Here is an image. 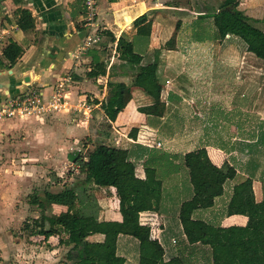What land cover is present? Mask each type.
<instances>
[{"label": "crops", "instance_id": "crops-1", "mask_svg": "<svg viewBox=\"0 0 264 264\" xmlns=\"http://www.w3.org/2000/svg\"><path fill=\"white\" fill-rule=\"evenodd\" d=\"M81 5L82 0H23L21 4H15L13 0L3 2L0 8V31L13 25L9 31L8 39L21 44L24 47V52L10 68L0 67V88L2 89L0 97L7 94L8 89L16 90L20 82H24V75L30 70L36 75V81H34L36 86L33 87L40 88L46 96L52 93L59 80L66 79L67 96L71 103L88 98L99 100L90 121L101 123L105 116L101 103L108 94V83L128 81L129 78L120 74L121 68L117 69L119 74L100 76L97 79L88 78L87 72L91 69L93 54L77 50L88 33V29L84 27ZM183 5L184 0H99L97 23L102 40L98 43L99 45L93 48L102 52L99 54L101 58L108 60V67L112 64L120 65L126 60L123 45L118 46L123 33L135 41V50L145 56L144 63L153 61L156 49L161 48L174 34L176 35V43H174L176 46L173 49H163L159 58L156 81L160 87L159 98L156 99L146 90V87L152 86L149 79H139L138 84L132 88V99L112 122L110 136L103 137L100 130H96L95 133L96 140L99 138V141L130 151L131 160L136 163L138 177L145 178L146 171L150 168L155 171L156 178L162 181L163 197L160 207L156 210L141 212L140 218L142 223L152 225L154 235L165 244L166 260L174 255H179L187 258L188 264H200V262L208 264L207 258L202 253L198 258L193 256V253L196 252L192 245L184 242L183 235H169L177 230L179 232L177 229L179 222L176 218L179 208L184 200L192 196L193 192L189 172L184 164V155L190 151L206 148L214 164L222 166L225 162H229L238 171L235 179L225 183L224 194L216 197L214 205L195 210L193 217L224 227L246 225L248 217L241 214L228 215L227 206L233 195L234 186L249 177L253 178L256 200L261 201L264 197V79L263 69L256 62V60L259 62L264 60L258 59L254 56L255 54L252 55L253 53L246 51L245 48L237 53L239 57L237 60L231 61L232 59H230L227 62V67L232 68L235 74L233 82L237 88L234 91L228 90L223 93L211 91L210 87L214 83L211 80L201 83L200 93L195 91L198 81L195 82L193 75L189 77L185 75L187 71L192 70L190 69L192 64L190 63L191 66H188L182 64L180 60L182 54L188 52L191 47L184 49L181 46L184 45L182 41L188 28L191 33L190 36L187 34L186 38L190 37L187 40L193 44L195 38L193 30H197V28L193 29V26L199 21L209 19V14H205L206 12L202 10L196 17H189V15V19L183 21L186 11ZM20 7L28 9L32 13L35 19L34 29L25 31L19 27L20 15L16 13V9ZM144 14L153 20L152 33L148 43L144 36L136 35V29L133 28V21ZM179 21L182 26L175 32ZM108 33L115 35L114 42ZM233 37L238 39L236 36ZM206 45L209 44L199 42L198 50L211 48V46L204 47ZM226 48L232 51L236 49L229 45ZM103 49H106L107 52H103ZM0 52L2 53L0 59L5 65L8 60L3 56V49ZM248 53L249 58H255V62H252L254 67L247 63L246 54ZM10 69H12V73L9 72ZM6 70L7 72H5ZM202 93L206 95L203 98L199 97V94ZM252 100H255L253 104H251ZM188 106L191 107V110ZM50 116L57 119L70 118L69 122H76L81 126L77 116L71 112L0 120V122L13 121V123L28 121L25 129L30 135L27 140H30L31 144L28 146L26 143H22L26 146L21 145L17 151H29V154H24L31 155L27 159H23L22 162L30 160L32 163L30 166L34 170L30 172L28 179L30 184L36 188L34 198L38 199L39 197L40 201H45V190L58 192L55 191V186L49 185L50 183L42 189L43 182L51 180L54 184V180H61L60 177L64 178L63 173H66L68 165L72 164L71 166L77 168V177L79 180L81 179L79 164L76 160H71V155L63 168L52 171V175L46 177L45 180H42L45 174L39 179V153L43 149L45 150V147L39 146L36 137L46 136L44 132L47 129L45 131L40 129V125L46 123ZM90 121H83V129L69 126L66 136L70 137L72 132L75 135L77 130L87 134V125L85 124L89 125ZM133 129L138 130L134 132ZM43 141L47 144L45 139ZM78 141L79 138H76L73 143L71 140L69 142L67 140V143L60 141V145L62 144V147L67 149L73 148V145L77 144L79 148ZM53 142H55L53 139L48 141L50 144ZM158 142L162 144L160 147L157 146ZM78 150L79 153L76 155L80 156L82 148ZM15 162L18 163V166H11V169L15 168V173H18L12 175L11 182L15 183L13 195L8 196L6 191L8 178L11 176L0 173V191L1 185L6 186L0 192V217L2 219L11 216L8 215L9 212L5 209L7 207L4 204L7 203L8 197L11 198L13 207L28 205L23 200L29 193H23L25 186L21 181L24 178V172L19 167L21 161L16 160ZM241 162L244 163L241 164ZM17 167L20 168L18 171ZM91 193H93V201H96L100 207L101 220L121 221L123 219L120 200L114 187L95 186ZM62 210H64L63 206L48 202L44 203V209L39 207L38 211L33 213V221L27 225L26 229H30V237L27 241L22 237H15V232L8 231L0 223L2 264H74L67 255L70 246L60 242L61 239L64 242L68 241L67 232H62L61 236L48 237L35 233V230L41 229L36 226V221H40V216L43 213L49 217H56ZM22 212H24V208L10 209L12 216L17 217ZM47 227H49L48 224ZM103 238V235L96 234L90 236L89 239L102 241ZM119 246L126 250L133 249L135 243L133 240L121 236ZM126 259L125 264H140L138 253L137 255L135 253L131 260Z\"/></svg>", "mask_w": 264, "mask_h": 264}, {"label": "trees", "instance_id": "trees-1", "mask_svg": "<svg viewBox=\"0 0 264 264\" xmlns=\"http://www.w3.org/2000/svg\"><path fill=\"white\" fill-rule=\"evenodd\" d=\"M239 6L240 0H222L216 11L205 14L214 17L221 39L229 34L237 36L245 42L247 51L264 60V29L254 25L252 17ZM81 8L84 16V0ZM20 12L22 16L18 20L19 27L25 31L34 29L35 19L32 13L28 9H20ZM152 26L153 20L147 14L133 21L135 34L144 36L147 43ZM178 26L179 23L177 28ZM108 35L112 37V42L116 40L114 34ZM175 37L174 34L165 45L156 49L154 60L147 63H144L145 56L135 50V41L125 33L121 35L118 45H123L126 55L122 64L108 67V60L99 57V54L93 55L91 69L87 72L88 78L119 74V68L122 69L120 74L129 78L128 81L108 83V94L101 103L105 114L101 120L103 128H100L103 137L110 136L112 122L132 99V88L138 84L139 79H149L152 86L146 87V90L156 99L159 98L160 87L156 84L159 58L163 49L174 48ZM23 52L24 47L10 39L3 48V56L8 63L4 65L0 59V67L10 68ZM103 52L107 50L103 49ZM137 130L133 129L134 132ZM71 159L79 164L80 182L68 185L58 192L44 191L45 201H39L40 208L44 209V203L48 202L61 205L64 210L56 217L43 213L40 221H36V226L41 228L34 231L36 234L48 237L61 236L62 232H67L68 241L64 242L60 238V242L70 246L67 255L74 264H125L127 259L120 254L121 236H128L138 242L140 264L189 263L187 258L179 255L166 260L167 249L164 243L154 235L152 225L141 222V212L156 210L162 202L163 183L156 178L153 169H147L145 178L138 177L136 163L131 160L130 151L104 141H99L83 156L71 155ZM184 164L189 172L193 192L179 208L176 217L179 232L177 230L173 233L183 235L184 242L192 245L196 252L193 256L198 258L202 253L208 264H264V197L261 201L256 200L253 178L249 177L234 186L227 206L228 215H245L248 217L247 224L228 227L214 225L194 218L193 213L197 209L212 207L216 197L224 194L225 183L235 179L238 171L229 162L222 166L214 164L206 148L186 153ZM95 186L114 187L121 204V221L100 219V207L90 196ZM96 234L103 235V240L89 239Z\"/></svg>", "mask_w": 264, "mask_h": 264}, {"label": "rangeland", "instance_id": "rangeland-1", "mask_svg": "<svg viewBox=\"0 0 264 264\" xmlns=\"http://www.w3.org/2000/svg\"><path fill=\"white\" fill-rule=\"evenodd\" d=\"M221 2L222 0H184L183 6L184 8H186L185 9L186 14L184 13L185 16H183V21L184 19H187L189 15H190L189 17H196L198 14H200L199 12H202V10L208 13L214 10L216 11ZM239 7L248 16L252 17L251 21L254 25L264 29V0H240ZM203 18H205V16ZM180 23L181 21H179V24ZM181 26H178L177 28V25H176L175 32L180 30ZM189 27L191 28V26ZM193 27H192L193 29L197 28L196 31L193 30L194 37H195L193 44H191V42L187 40L190 37L186 38V35L188 34V36H190L189 34L191 33V30L188 28L186 31L187 34H184L185 37H184V40L182 41L184 45L181 47L184 49H187V47L188 48L191 47V48L188 49V52H185L184 54H182V57L180 58V60L182 64H186L188 66H191L190 63L192 64V68H190L192 70L187 71L185 75L187 77L193 75L195 78V82L198 81L197 83L198 87L195 91L197 92L199 91L200 93L201 86H202L201 83L205 82L206 80L214 81L213 85L210 87L211 91L220 92V93L226 92L228 90L234 91L237 88L233 82V80H235L234 79L235 74L232 68L227 67V62L230 59H232L231 61L237 60L239 58L237 53L241 52L245 48L247 51L245 42L237 36L236 37L238 39H236L235 37H233L234 35H227V37L223 40L227 41L228 43L224 42L220 38L219 29L215 22V19L214 17H211V16L207 20H204L202 22L201 21L197 22L196 25ZM7 40L9 41V39ZM199 42H207V44H209L208 46H211V48L210 49L203 48L202 50H198ZM174 43H176V40L173 42V44ZM188 44H191V45H188ZM97 45L99 44L97 43L93 47H96ZM228 45L231 47H235L236 48L235 51H232L226 48L228 47ZM208 46L206 45L204 47H208ZM3 47H4V44L3 43L0 44V51H2ZM93 47L87 49V53H89L90 55L92 54L94 55V54H99V52H101L99 49H95ZM1 54L2 53L0 52V55ZM246 55H247V63L250 64L252 67H254L253 65L254 63L252 64V62H255L254 61L255 58L254 57L249 58L250 56L249 53ZM99 57H101L100 54H99ZM256 62L259 63V65L263 69L262 74H263V79H264V61L259 62L256 60ZM195 66H198V67L195 68ZM205 96L206 95H203V93L199 94V97L203 98ZM263 97H264V93H263ZM254 101L255 100H252L251 104H253ZM188 107L191 110V107L190 106ZM69 120L70 118H67V119L58 118L57 119V118H54V116H50L48 117V120L46 123L44 124L40 123L41 124L40 129H44V131L46 129L47 130L44 132L46 136L36 137L39 141L38 143L39 146L45 147V150L43 149L39 153V159H38L39 166H40V168L38 169L39 179H41L42 175L45 174V177L42 178V180H45L46 177L52 175V171L54 172L55 170L57 171L63 168L65 163L68 161L69 155H73L77 157L76 154L79 153V150H78L79 148H82L81 150L82 152H80V154L83 156L87 153L88 150L93 149L94 146L98 144L99 138L96 140L95 132L96 130H100V128H103L102 123L96 122V121H90L89 125L85 124L87 125L86 127L87 130L85 128V130L87 131L86 132L87 134L83 132H79L77 130L75 132L76 133L75 135H74V132H72L70 137H67L66 132L68 131L67 129L69 126L77 127V129H83L82 121L78 120L79 124H81V126H79L76 122L72 123V122H69ZM27 122L28 121H19V122L15 121L14 123L13 121L0 122V161H1L0 162V173L2 172L1 175L6 174V176H9V175L11 176L10 178H8V185H7L8 189L6 190L8 192V196L13 195L14 194L13 192L15 191L14 189L15 183L11 181L13 180L12 175L18 174V173H15V168L11 169V166H15V165L18 166V163L15 162L16 160L21 161L20 162L21 165H19V167H21V170L24 172L23 173L24 178L21 179L20 177L21 181L24 183V186H25V189H23V193H29L28 195L25 196V199H23L26 203H28L27 205L28 208L26 205H24L23 207H20V206L13 207L11 198L8 197V199L6 200L7 203H4V204L7 207L5 209L9 212L8 215H11V216H9L7 219H2V217H0V223L5 229L7 228L8 231L15 232L14 233L15 237H18V236L22 237L25 241L29 240V237H30L29 235L30 229L28 230L26 229L28 228L27 225L31 224V222L34 219L33 213L37 212L40 207L38 204V202L40 201V198L39 197L38 199L34 198V191L36 190V188L32 184H30V181L28 179L29 178L28 176H30V172L34 170L30 166L32 165V163L30 160H28V162H22L23 159H27L31 155H26V154H29V151H25V150H23L24 152L17 151V148H21V145L26 146L25 144H22V143H26L28 146L31 144L30 140H27V137H30V135L27 134V129H25ZM42 138L46 140L47 144L44 143ZM63 138L64 140H62ZM76 138H79V141L77 142L79 144L78 145L79 148L77 147V144H74L73 148H67V149H64L62 147L63 146L62 144L60 145V141L67 143V140L68 142L71 140V142L73 143V141ZM52 139L55 142L51 144L48 143V141H51ZM20 154H21V157H20ZM243 163L244 162H241V164ZM71 165L72 164H70V166L68 165V168L66 169V173H63L64 178L60 177L61 180H54L55 181L54 184L53 182H51V180L45 183L43 182L42 189H44V187L46 188V185H48V183H50L49 185L55 186V191L64 189V187L68 186L67 184H70L69 186L78 184L80 180L77 177L78 175V172L76 171L77 168ZM18 169L20 168L17 167L16 170L18 171ZM1 187H2L1 188V191H2V189H5L6 186L1 185ZM90 196L92 198L93 193H91ZM8 207H11L12 209L13 208H17V209L24 208V212H22L17 217L12 216L13 214L10 213L11 208H8ZM212 222H214L213 219H212ZM1 234H3V232H1ZM169 235L174 236L175 234L171 233ZM124 237L131 239L128 236H124ZM134 243H135L136 251H134V249L132 248L126 250V248L120 246V254L124 255L126 258L131 260L134 257V254L136 253L137 255L138 253L137 251V248L139 247L138 242L134 241ZM72 244L73 242L70 245ZM200 264H204V262H200Z\"/></svg>", "mask_w": 264, "mask_h": 264}, {"label": "built area", "instance_id": "built-area-1", "mask_svg": "<svg viewBox=\"0 0 264 264\" xmlns=\"http://www.w3.org/2000/svg\"><path fill=\"white\" fill-rule=\"evenodd\" d=\"M99 0H84L85 14L83 18L84 27L88 33L80 46V52H86L102 40L99 33L98 19ZM13 25L0 31V44L8 39V34ZM67 80H59L51 94L45 95L40 88L32 87L25 93L0 102V120L6 118H25L30 116H47L63 112L74 113L78 120L89 122L96 105V99L88 98L71 103L67 96ZM158 142L157 146H161ZM2 257L0 255V264Z\"/></svg>", "mask_w": 264, "mask_h": 264}, {"label": "water", "instance_id": "water-1", "mask_svg": "<svg viewBox=\"0 0 264 264\" xmlns=\"http://www.w3.org/2000/svg\"><path fill=\"white\" fill-rule=\"evenodd\" d=\"M77 50H79V49H77ZM5 72H7V70ZM9 72L12 73L13 72L12 69H10ZM23 81L24 82H20V84L17 86V88H16L17 91L16 90H12V88L8 89V92H6L7 94H4L3 96L0 97V102H4V101H6L8 99H11L13 97L19 96V95L25 93L26 91H28L33 86H36L34 84V81H36V75L34 74L33 71L30 70V71H28V73H26L24 75V80ZM0 93L2 94V89L1 88H0Z\"/></svg>", "mask_w": 264, "mask_h": 264}, {"label": "flooded vegetation", "instance_id": "flooded-vegetation-1", "mask_svg": "<svg viewBox=\"0 0 264 264\" xmlns=\"http://www.w3.org/2000/svg\"><path fill=\"white\" fill-rule=\"evenodd\" d=\"M4 1H6V0H0V8L2 7V4H3ZM13 2L15 4H21L23 2V0L22 1H19V2L18 1L16 2V1L13 0ZM20 9H22V8L21 7L20 8H17L16 9V13H18L20 15V17H21L22 15H21ZM8 42H9L8 40H6V41L3 42L4 47L8 44Z\"/></svg>", "mask_w": 264, "mask_h": 264}]
</instances>
